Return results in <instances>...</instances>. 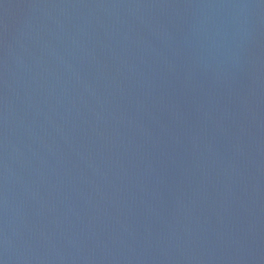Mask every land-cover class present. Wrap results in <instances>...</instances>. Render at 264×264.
<instances>
[{
    "label": "water",
    "instance_id": "95a60500",
    "mask_svg": "<svg viewBox=\"0 0 264 264\" xmlns=\"http://www.w3.org/2000/svg\"><path fill=\"white\" fill-rule=\"evenodd\" d=\"M0 264H264V0H0Z\"/></svg>",
    "mask_w": 264,
    "mask_h": 264
}]
</instances>
